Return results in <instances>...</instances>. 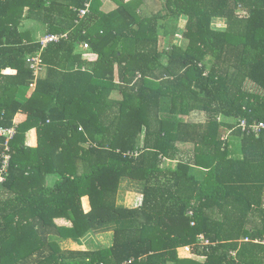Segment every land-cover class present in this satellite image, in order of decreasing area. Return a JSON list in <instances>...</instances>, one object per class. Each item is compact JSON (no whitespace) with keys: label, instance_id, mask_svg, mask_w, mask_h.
<instances>
[{"label":"trees","instance_id":"trees-1","mask_svg":"<svg viewBox=\"0 0 264 264\" xmlns=\"http://www.w3.org/2000/svg\"><path fill=\"white\" fill-rule=\"evenodd\" d=\"M109 1L0 0V264H264V0Z\"/></svg>","mask_w":264,"mask_h":264},{"label":"built area","instance_id":"built-area-1","mask_svg":"<svg viewBox=\"0 0 264 264\" xmlns=\"http://www.w3.org/2000/svg\"><path fill=\"white\" fill-rule=\"evenodd\" d=\"M89 6H90V2L89 1L85 2L82 7L77 9V16L79 18H82L83 16H85L86 13L89 11ZM66 36H67L66 33H46L40 36L38 40L39 45H40L38 51L26 57V63L28 65V68L32 71V81L29 84L31 88H34L36 78L39 76L40 72L43 69V61L41 58L42 49L45 48L47 44L57 43L59 42L60 39L66 38ZM80 44H82L81 47L83 49L88 47L87 42H82ZM15 127H16L15 125H12L7 128H3L0 126V136L5 137V141L2 144L3 147L0 152V184L3 183V181L5 180V175L7 173L6 171L9 166L10 154H9L8 140L12 138V136L14 135ZM242 127H243L242 128L243 130H247L245 122H242ZM260 128H264V122H258L256 124L249 126V129L253 132H257ZM187 215L188 216L192 215L191 209L187 211ZM193 223L194 222H191V225H193ZM199 239L201 240V243L204 245L209 243V241L205 239L203 236H200ZM261 242L264 243V240H262ZM183 249L187 252V254H189L190 256H193L190 253L189 246H184ZM131 261L132 260H128L126 263H131Z\"/></svg>","mask_w":264,"mask_h":264},{"label":"rangeland","instance_id":"rangeland-1","mask_svg":"<svg viewBox=\"0 0 264 264\" xmlns=\"http://www.w3.org/2000/svg\"><path fill=\"white\" fill-rule=\"evenodd\" d=\"M149 7L152 8H156L158 5L156 3L155 0H149L148 3ZM114 7L113 4L110 3H106L105 9H109ZM240 14H243L242 12H239ZM214 26H219L220 25V21H215V23H213ZM23 27L25 29H29L31 30L34 39H39L40 36L45 32L44 31V25L40 22H36V21H32L30 19H25L23 21ZM183 27V26H182ZM87 58H90L91 56L89 55H85ZM26 90H23L22 93L19 95V97H23L26 94ZM138 190V185H136L135 182H130L127 180H122L120 183V187H119V193L117 194V203L121 204V205H125L128 207H133L139 204V200H140V195L137 192ZM96 240H97V244L98 246H106L109 243H111V231L105 232V233H100L98 235H96ZM62 246L65 248H70V243L67 242H63ZM92 244L88 247L91 248ZM184 247V246H183ZM183 247H179L178 248V253L181 257H188V258H194V259H198L197 257H192L189 254H187V252L183 249ZM201 258V257H200ZM202 259V258H201ZM204 259V258H203Z\"/></svg>","mask_w":264,"mask_h":264},{"label":"crops","instance_id":"crops-1","mask_svg":"<svg viewBox=\"0 0 264 264\" xmlns=\"http://www.w3.org/2000/svg\"><path fill=\"white\" fill-rule=\"evenodd\" d=\"M106 3H110V4H113L111 1H109V0H105V2H104V6H106ZM114 5V4H113ZM223 25V22L222 21H220V25L218 26L219 28H221V26ZM224 26V25H223ZM176 43L178 42L177 40H174ZM90 56V55H89ZM28 144L30 145V146H35L36 145V136H35V133H34V131L31 133V136L29 137V139H28ZM193 172L196 174V177L198 178V180L199 179H201L202 177H203V175H204V173L206 172L204 169H201V168H194L193 169ZM48 180L49 181H54V178L52 177V176H49L48 177ZM118 193H119V191H118ZM139 194V193H138ZM140 195V194H139ZM140 201H141V195H140V200H139V203H140ZM137 206V205H136ZM133 207H135V206H133ZM63 242H67V243H70V248H68V249H78V250H82V249H90V248H88L89 246H90V244H84V245H79L78 243H76V242H74V241H72V240H70V239H67V240H65V241H63ZM62 242V243H63ZM108 245H110V243L108 244ZM93 246H91V248H92ZM65 248V247H64ZM199 260H203V258L201 259L200 257H199Z\"/></svg>","mask_w":264,"mask_h":264}]
</instances>
